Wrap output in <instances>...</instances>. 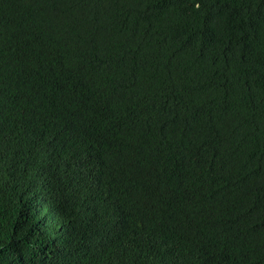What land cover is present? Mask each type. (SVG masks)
I'll return each instance as SVG.
<instances>
[{"label": "trees", "instance_id": "16d2710c", "mask_svg": "<svg viewBox=\"0 0 264 264\" xmlns=\"http://www.w3.org/2000/svg\"><path fill=\"white\" fill-rule=\"evenodd\" d=\"M0 264H264V0H0Z\"/></svg>", "mask_w": 264, "mask_h": 264}]
</instances>
